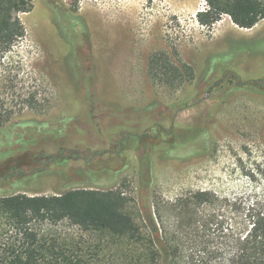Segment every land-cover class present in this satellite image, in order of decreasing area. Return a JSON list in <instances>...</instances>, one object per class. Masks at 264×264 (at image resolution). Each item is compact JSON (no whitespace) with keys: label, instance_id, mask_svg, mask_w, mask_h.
<instances>
[{"label":"rangeland","instance_id":"obj_1","mask_svg":"<svg viewBox=\"0 0 264 264\" xmlns=\"http://www.w3.org/2000/svg\"><path fill=\"white\" fill-rule=\"evenodd\" d=\"M25 36L0 58L2 190L52 196L117 187L142 232L158 205L162 235L189 257L229 252L215 226L199 237L177 229L169 205L210 191L250 203L264 196V20L240 29L223 16L198 24L204 0H31ZM156 53L193 69L172 91L152 81ZM36 94L39 108L26 106ZM99 176V177H98ZM200 214L218 213L217 209ZM235 219L227 215L226 226ZM61 238H89L67 222L43 225Z\"/></svg>","mask_w":264,"mask_h":264},{"label":"trees","instance_id":"obj_2","mask_svg":"<svg viewBox=\"0 0 264 264\" xmlns=\"http://www.w3.org/2000/svg\"><path fill=\"white\" fill-rule=\"evenodd\" d=\"M84 0H71L76 11ZM206 8L196 14L199 25L211 27L223 16L240 29H252L264 20V0H204ZM32 9L31 0H0V58L25 36L20 14ZM153 82L172 91L193 79L192 67L173 64L164 53L149 59ZM30 109L39 108L36 94L25 101ZM13 115L0 112V126ZM110 185L105 188H74L52 196L21 194L0 187V264H178V247L160 233V214L155 205L145 211L148 234L142 232L129 209V199L117 187L119 171L104 170ZM99 177V176H98ZM0 177V184L7 181ZM177 229L194 236L215 226L228 240L229 252L214 262L212 258L189 257L185 264H264V196L246 204L243 200L220 198L210 191L180 196L169 205ZM218 213L200 214L199 210ZM234 227H225L227 215ZM67 222L83 236L61 238L43 225Z\"/></svg>","mask_w":264,"mask_h":264}]
</instances>
